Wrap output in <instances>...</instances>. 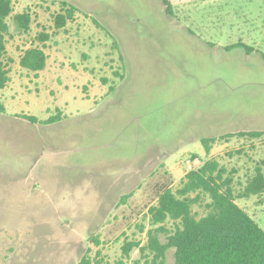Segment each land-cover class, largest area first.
Returning a JSON list of instances; mask_svg holds the SVG:
<instances>
[{
  "label": "rangeland",
  "instance_id": "374dc122",
  "mask_svg": "<svg viewBox=\"0 0 264 264\" xmlns=\"http://www.w3.org/2000/svg\"><path fill=\"white\" fill-rule=\"evenodd\" d=\"M61 1L82 14L55 34ZM169 1L170 17L162 0H13L15 13L29 9L34 22L29 34L6 44L11 81L0 90V264H78L90 248L94 256L101 252V264H154L138 249L130 259L122 251L126 241L146 244L151 226L141 213L152 201L143 189L131 206L119 201L154 183L157 160L173 169L175 189L188 160L201 164L191 153L235 169L237 188L264 162V140L219 142L209 156L202 144L264 130V60L224 49L243 41L264 53V0ZM43 29L52 38L46 68L36 75L19 62ZM58 111L63 119L52 125L20 117L44 121ZM241 148L246 153L236 155ZM262 199L236 203L264 230ZM165 264H174L173 249Z\"/></svg>",
  "mask_w": 264,
  "mask_h": 264
},
{
  "label": "trees",
  "instance_id": "16d2710c",
  "mask_svg": "<svg viewBox=\"0 0 264 264\" xmlns=\"http://www.w3.org/2000/svg\"><path fill=\"white\" fill-rule=\"evenodd\" d=\"M162 2L166 13L174 16L171 2ZM78 14L82 12L75 5L61 1V10L54 16L55 34L76 21ZM93 20L98 27L104 28L95 18ZM10 21L13 23L14 33L11 31ZM33 22L34 17L29 9L15 13L13 0H0V90L5 89L11 81L9 62L6 61L7 38L29 34ZM51 38L52 34L45 29L40 31L30 47L23 50L20 66L36 75L44 71L48 60L45 48ZM115 45L118 48L117 42ZM235 48L243 49L248 55L256 52L264 57L259 49L243 41L224 49L231 51ZM120 58L123 60L122 56ZM115 76L119 78L122 74L117 70ZM112 90L114 86H110V91ZM0 112H5L2 103ZM20 117L33 124L52 125L62 121L63 113L58 111L57 115L44 121L25 114ZM234 138L263 141L264 131H240L204 138L202 144L206 155H211L215 144L229 143ZM245 153L243 148L236 151V155ZM191 157L196 159L199 156L193 154ZM263 163L256 166L255 172L244 185L238 182L237 188L235 169L229 171L215 158H201L200 166L188 171L176 189L173 188V175L162 164L150 177L155 180L153 184L151 181L140 184L137 189L120 197L119 207L131 206L138 191L143 189L152 201L147 212L141 213L143 222L148 221L151 226L147 231L146 244L142 245L136 240L126 241L122 247L123 257L130 259L132 252L138 249L141 258L149 261L153 257L154 264L158 263L156 261H159L158 264H165L167 253L173 249L174 264H264V230L236 203L238 199L264 198ZM261 203H264L263 199ZM169 221L173 223V228L167 227ZM139 229L143 233L145 226L139 225ZM91 239L96 245L101 244L100 236H93ZM92 253L93 248L88 249L78 264H101L98 259L101 252H96L95 256ZM120 264L124 262L121 261Z\"/></svg>",
  "mask_w": 264,
  "mask_h": 264
},
{
  "label": "crops",
  "instance_id": "0c3cea01",
  "mask_svg": "<svg viewBox=\"0 0 264 264\" xmlns=\"http://www.w3.org/2000/svg\"><path fill=\"white\" fill-rule=\"evenodd\" d=\"M162 4H163V2H162ZM164 5V4H163ZM165 6V5H164ZM167 16H169L170 17V15H167ZM237 43V42H236ZM256 49H258V48H256ZM121 52V51H120ZM256 52H254V53H252V54H250V55H248V54H246V56L247 57H251V56H253L254 54H255ZM260 54V53H259ZM261 55V59H263L264 60V57L262 56V54H260ZM121 56H122V58H123V55L121 54ZM123 61H124V58H123ZM117 78V77H116ZM88 97V96H87ZM256 131H264V130H256ZM193 154H196V153H191L190 154V156L191 155H193ZM197 156H199L198 154H196ZM201 156H199V157H197V160L199 159V160H201ZM157 161H159V163H157V164H155V166H156V168H155V170L151 173V175L163 164L170 172H171V174L173 175L174 173H173V169H170V166H168L166 163H164V162H162V160H157ZM171 166H173V165H171ZM140 185V184H139Z\"/></svg>",
  "mask_w": 264,
  "mask_h": 264
},
{
  "label": "built area",
  "instance_id": "2783aa9c",
  "mask_svg": "<svg viewBox=\"0 0 264 264\" xmlns=\"http://www.w3.org/2000/svg\"><path fill=\"white\" fill-rule=\"evenodd\" d=\"M187 164H188L190 170H193V169L196 168V167L194 168V162H192L191 160H188V161H187ZM190 170H189V171H190Z\"/></svg>",
  "mask_w": 264,
  "mask_h": 264
}]
</instances>
